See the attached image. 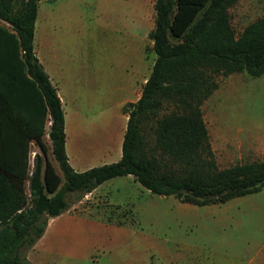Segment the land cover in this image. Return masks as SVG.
<instances>
[{
  "label": "trees",
  "instance_id": "1",
  "mask_svg": "<svg viewBox=\"0 0 264 264\" xmlns=\"http://www.w3.org/2000/svg\"><path fill=\"white\" fill-rule=\"evenodd\" d=\"M38 0H0V264H32L20 250L42 236L49 218L102 182L132 175L151 193L207 205L259 191L264 158L218 167L201 104L217 88L216 75L264 73V16L236 34L229 8L238 0H154L148 37L155 59L128 113L121 158L75 171L64 150L63 110L56 87L35 55ZM152 121L153 143L142 132ZM48 127L46 158L42 137ZM38 154L29 172V144Z\"/></svg>",
  "mask_w": 264,
  "mask_h": 264
},
{
  "label": "rangeland",
  "instance_id": "2",
  "mask_svg": "<svg viewBox=\"0 0 264 264\" xmlns=\"http://www.w3.org/2000/svg\"><path fill=\"white\" fill-rule=\"evenodd\" d=\"M148 1L149 26H154V0ZM139 2V1H137ZM136 0H40V11L47 10L49 20L64 22L70 31L65 40L71 44L86 42L96 50L107 67L123 48L119 43L131 40V33H145L138 22ZM145 9V8H143ZM142 9V10H143ZM231 26L236 34L249 22L264 16V0H238L229 8ZM42 15V14H41ZM44 15V14H43ZM46 16L43 23L45 24ZM147 53L152 63L151 42ZM44 50V49H43ZM90 56H93L91 54ZM217 88L201 104L210 147L218 167L264 158V73L252 76L246 71L216 75ZM91 121L106 119L104 99L114 80H102ZM81 99V97H80ZM146 143H153L152 121L142 126ZM48 127L42 137L46 158L61 173L50 151ZM35 154L44 164V155L33 140L29 144V172ZM130 175L104 182L92 196L68 194L67 201L78 203L77 210L97 215L92 224L79 226L71 235L57 229L47 232L34 252L36 264H258L254 250L246 240L264 242V231L255 232L253 219H264V186L257 192L225 202L194 205L180 202L173 195L151 193ZM68 225V224H67ZM65 225V227H67ZM246 248V249H245ZM30 248L20 250L28 260Z\"/></svg>",
  "mask_w": 264,
  "mask_h": 264
},
{
  "label": "crops",
  "instance_id": "3",
  "mask_svg": "<svg viewBox=\"0 0 264 264\" xmlns=\"http://www.w3.org/2000/svg\"><path fill=\"white\" fill-rule=\"evenodd\" d=\"M39 2L40 0L37 2L34 22L33 48L51 83L56 87L61 101L65 133L64 150L68 163L75 171H83L116 162L121 158L122 141L128 119L124 107L128 105L131 108L129 104L134 103L140 96L141 87L155 59L153 51L154 57L150 63L147 53L149 46L145 45L144 40L148 39L152 45L148 37L151 30L148 1L136 0L138 7L145 13L144 15L139 13L137 18L142 30L145 27V33L135 36L134 40L132 32L130 41L119 43L116 48L124 50L115 56L117 58L110 59L107 67H103L101 58H97L100 53L97 54L96 50L101 49L100 47L95 48L93 44L86 42L73 44L67 42L65 37L70 30L65 27L64 22L60 23L59 20L56 22L54 19L50 21L51 16L48 11L43 9L40 11L38 8ZM44 16H46L45 24ZM91 54L93 56H90ZM106 79L114 80L115 83L109 85V90L106 91L110 96L104 99L106 119L101 124H97L84 112H88L91 106L94 107L93 97L97 90L95 85L97 84L98 89L101 85L106 86L100 83ZM6 152L0 148V159L8 157ZM127 179L136 181L132 175ZM104 182L83 196L86 198L92 196ZM77 205L78 203H72L61 214L49 218L42 236L29 250L28 258L32 264H36L37 261L35 255L34 257L32 255L37 251L48 231L58 228L61 236L65 237V234L78 232L79 226L92 224L95 219L100 218L87 211L77 210ZM252 221L255 232L264 231V219L255 218ZM245 242L247 249L254 250L256 263L264 264V242L248 240Z\"/></svg>",
  "mask_w": 264,
  "mask_h": 264
}]
</instances>
